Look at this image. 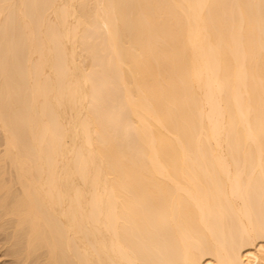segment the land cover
Segmentation results:
<instances>
[{"label":"bare ground","instance_id":"obj_1","mask_svg":"<svg viewBox=\"0 0 264 264\" xmlns=\"http://www.w3.org/2000/svg\"><path fill=\"white\" fill-rule=\"evenodd\" d=\"M9 264H264V0H0Z\"/></svg>","mask_w":264,"mask_h":264},{"label":"rangeland","instance_id":"obj_2","mask_svg":"<svg viewBox=\"0 0 264 264\" xmlns=\"http://www.w3.org/2000/svg\"><path fill=\"white\" fill-rule=\"evenodd\" d=\"M3 251L0 250V264H9V261L11 260V256L4 255L2 253Z\"/></svg>","mask_w":264,"mask_h":264}]
</instances>
